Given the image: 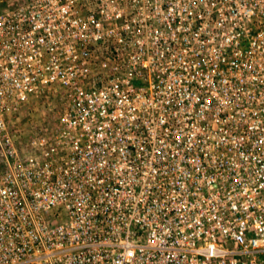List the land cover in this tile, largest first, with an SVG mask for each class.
Instances as JSON below:
<instances>
[{"label":"built area","instance_id":"2783aa9c","mask_svg":"<svg viewBox=\"0 0 264 264\" xmlns=\"http://www.w3.org/2000/svg\"><path fill=\"white\" fill-rule=\"evenodd\" d=\"M0 264H264V0H8Z\"/></svg>","mask_w":264,"mask_h":264},{"label":"rangeland","instance_id":"374dc122","mask_svg":"<svg viewBox=\"0 0 264 264\" xmlns=\"http://www.w3.org/2000/svg\"><path fill=\"white\" fill-rule=\"evenodd\" d=\"M8 0H0V11ZM33 94L28 103L19 113L15 127L22 136L30 135L32 131L42 130L43 134H50L51 128L57 125L66 104V96L55 88L49 89L37 96Z\"/></svg>","mask_w":264,"mask_h":264}]
</instances>
